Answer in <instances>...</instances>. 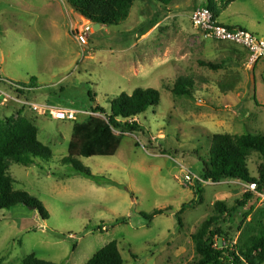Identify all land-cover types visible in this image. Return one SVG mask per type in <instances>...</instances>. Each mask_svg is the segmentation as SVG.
I'll use <instances>...</instances> for the list:
<instances>
[{
  "label": "rangeland",
  "instance_id": "rangeland-1",
  "mask_svg": "<svg viewBox=\"0 0 264 264\" xmlns=\"http://www.w3.org/2000/svg\"><path fill=\"white\" fill-rule=\"evenodd\" d=\"M221 1L222 25L264 39V0H238L224 9ZM205 2L173 0L167 7L136 0L126 20L92 29L84 42L80 31L90 21L66 0H0V76L33 86L20 95L0 84L7 94L0 93V123L31 121L53 153L29 167L10 165L15 188L38 200L48 220L42 224L38 211L25 205L0 209V264H24L31 255L49 264H86L113 241L124 264H190L198 256L194 236L217 213L216 203L232 208L250 193L246 183L216 184L202 176L200 156L207 159L214 135L264 137V73L258 63L247 66L243 47L193 26L194 8ZM200 60L222 68L202 67ZM180 79L193 84L192 98L173 94ZM138 88L161 94V104L137 118L142 132L114 131L122 141L113 157L76 158L93 180L66 164L75 127L104 118L91 109L109 110L122 93ZM30 103L79 113L76 120H57ZM247 163L257 176L264 157L255 151ZM188 173L194 180H186ZM251 206L254 215L244 220ZM160 209L167 212L152 221L143 217ZM254 217L264 221V200L255 194L222 226L226 236L219 242L236 245Z\"/></svg>",
  "mask_w": 264,
  "mask_h": 264
},
{
  "label": "trees",
  "instance_id": "trees-1",
  "mask_svg": "<svg viewBox=\"0 0 264 264\" xmlns=\"http://www.w3.org/2000/svg\"><path fill=\"white\" fill-rule=\"evenodd\" d=\"M135 1L66 0L75 15L90 21L93 25L100 24L102 27L117 25L126 20ZM157 1L168 7L173 0ZM236 1L238 0H222L221 8H227ZM204 7L210 9L214 17H217L220 7L216 4V0H206ZM199 64L211 70L222 68V64L205 60H200ZM192 85L191 82L180 79L172 92L176 96L192 98ZM28 88L32 89L33 86ZM26 92L30 91H17L20 95ZM160 104L161 94L158 90L138 88L132 94L122 93L111 102L109 110L100 106L92 108V112L100 113L104 118H95L90 125L85 127H75L73 138L69 143V156L64 162L71 165L77 173L93 180L95 176L91 170L76 162V158L115 156L122 140L114 134V131L132 135L142 132V126L137 118ZM38 135L39 129L27 119L17 120L6 127L0 123V209L9 210L18 205L35 207L41 211L46 221L48 216L42 204L30 197L29 194L17 190L15 179L10 172L12 162L29 167L35 163L36 158L49 161L53 157L52 150L39 140ZM255 151L260 152L264 157V137L251 134L214 135L211 139L207 159L200 156L203 163V179L216 184L223 181L257 183L258 189L261 191L264 187V163L260 166L257 176L251 174L247 163ZM201 193V188L198 187L199 201H202ZM251 199H253V193H247L232 208H229L224 202L216 203L217 213L209 217L194 236L198 256L190 264H264L263 220H256L254 217L248 225H245L241 229V235L236 245L231 239H227L228 243L219 242L226 236V232L222 231V226L233 220L239 209L246 208ZM186 207V204L183 205L182 211ZM165 212L167 209H160L153 212L152 215L143 214V217L152 221L154 216ZM250 215H254L253 206L242 215V218L245 220ZM24 264L49 263L36 260L34 255H31L24 261ZM86 264H124V259L118 243L113 241L98 251Z\"/></svg>",
  "mask_w": 264,
  "mask_h": 264
},
{
  "label": "built area",
  "instance_id": "built-area-1",
  "mask_svg": "<svg viewBox=\"0 0 264 264\" xmlns=\"http://www.w3.org/2000/svg\"><path fill=\"white\" fill-rule=\"evenodd\" d=\"M191 21L193 26L197 30L202 31L207 37L215 38L221 41L233 42L247 50L249 53L247 66L253 68L258 61L264 60L263 38L242 28L232 29L222 25L216 20L213 13L207 7L195 9L191 15ZM92 29H94V26L91 22L82 26L80 34L81 39L84 42H86L87 38L90 36ZM0 84H11L16 89V93L17 91L28 90V88L22 87V85L4 81L1 76ZM0 93L7 95L1 90ZM29 105L32 106V108L34 107V110L36 111H42L45 114L49 112L51 116L57 120H76L77 114L79 113L75 110H63L50 105H39L36 103H30ZM185 178L188 182L192 181V179L194 180V177H192L189 173L185 176ZM245 186L248 192L258 195L264 200V187L261 191H259L257 183H250ZM223 245H225V243H223Z\"/></svg>",
  "mask_w": 264,
  "mask_h": 264
},
{
  "label": "crops",
  "instance_id": "crops-1",
  "mask_svg": "<svg viewBox=\"0 0 264 264\" xmlns=\"http://www.w3.org/2000/svg\"><path fill=\"white\" fill-rule=\"evenodd\" d=\"M200 7H204V3H203V5H201V6H199V7H196V8H194V9H197V8H200ZM216 20L218 21V19H217V17H216ZM219 22V21H218ZM220 23V22H219ZM227 27H230V28H240V27H236V26H227ZM101 28H102V26H101ZM100 28V29H101ZM99 29V30H100ZM244 49V48H243ZM245 50V49H244ZM246 52H247V54H248V56H249V53H248V51L246 50ZM247 61H248V58H247ZM259 62H261V63H259ZM258 63V64H257ZM255 65L256 66H259V64H260V69H261V71H262V73H264V60H260V61H258ZM254 68V67H253ZM252 68V69H253Z\"/></svg>",
  "mask_w": 264,
  "mask_h": 264
},
{
  "label": "water",
  "instance_id": "water-1",
  "mask_svg": "<svg viewBox=\"0 0 264 264\" xmlns=\"http://www.w3.org/2000/svg\"><path fill=\"white\" fill-rule=\"evenodd\" d=\"M101 28V25L100 24H95L94 25V30H99ZM31 209H34V210H37L35 207H30ZM38 211V214H39V218H40V221L42 222V224H45V220L42 216V213L40 210H37Z\"/></svg>",
  "mask_w": 264,
  "mask_h": 264
}]
</instances>
